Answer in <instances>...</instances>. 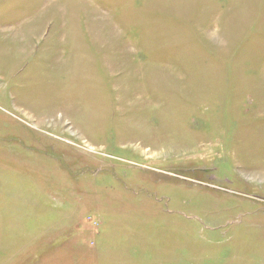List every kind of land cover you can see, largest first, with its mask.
Instances as JSON below:
<instances>
[{"label": "rangeland", "instance_id": "1", "mask_svg": "<svg viewBox=\"0 0 264 264\" xmlns=\"http://www.w3.org/2000/svg\"><path fill=\"white\" fill-rule=\"evenodd\" d=\"M0 140L49 264H264V0H2Z\"/></svg>", "mask_w": 264, "mask_h": 264}, {"label": "crops", "instance_id": "2", "mask_svg": "<svg viewBox=\"0 0 264 264\" xmlns=\"http://www.w3.org/2000/svg\"><path fill=\"white\" fill-rule=\"evenodd\" d=\"M1 21L2 0H0V29ZM0 148H2V140H0ZM1 152L2 151H0V264H18L17 260H32L34 258H46L47 264H49L48 260L53 256V254H49V247H52V241L49 242L50 240L46 239L47 241L40 245L42 247L39 248L38 245L40 242L34 240L37 235L36 232H38L39 221L33 219L32 215H29L28 209L26 211L28 215L31 216L29 218L30 221L17 217V214L21 212L16 205L17 201L15 199H10L11 196L8 199L6 198L7 194L3 189L4 180L2 179V174L14 173L15 170H13V168L7 169V167L2 164ZM6 216L10 218H6ZM24 226H28L30 231L28 230L24 233ZM45 226H47V229L49 227L48 232L45 233V236L47 235L49 237L51 225L47 222ZM27 233H35V235L32 234V237L28 239L30 234L28 235ZM44 251L46 252L44 253Z\"/></svg>", "mask_w": 264, "mask_h": 264}]
</instances>
